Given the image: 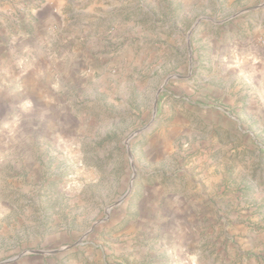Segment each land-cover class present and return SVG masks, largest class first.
Wrapping results in <instances>:
<instances>
[{
  "label": "rangeland",
  "instance_id": "rangeland-1",
  "mask_svg": "<svg viewBox=\"0 0 264 264\" xmlns=\"http://www.w3.org/2000/svg\"><path fill=\"white\" fill-rule=\"evenodd\" d=\"M43 6L0 0L8 75L76 76L2 79L0 264H264V0H60L27 49Z\"/></svg>",
  "mask_w": 264,
  "mask_h": 264
},
{
  "label": "crops",
  "instance_id": "crops-1",
  "mask_svg": "<svg viewBox=\"0 0 264 264\" xmlns=\"http://www.w3.org/2000/svg\"><path fill=\"white\" fill-rule=\"evenodd\" d=\"M59 3L60 0H44V6L39 13L28 15L27 17H25L24 21L27 24V32L30 33L27 36H24L23 45L27 49H32L34 45H36L35 42H37L38 40L35 39V37L38 36L41 38H46V33L51 34V28L54 27V24H58L60 14L58 11L55 12V10L59 9L57 7ZM98 43L93 49L94 52H91L90 50L89 56H91L92 54V56L100 54V52L97 53V51H100V49L97 48ZM78 53L81 56L76 57L77 60H80V58H82V60L85 61L86 57H88L86 53H81L80 51ZM13 55L14 54L7 51L5 47H0V84L3 83L2 79L4 78H16L18 84L20 83V79H26V81L22 83V88L16 90V93H13L12 96L14 94H19L22 96V98H27L26 103L29 104L26 105H29L30 107H32V109L33 107H38L40 99L43 98V88L46 86V84L48 85V87H54L55 84L60 81L61 77L65 76V74L69 79H73L76 76V70L74 69L76 68V66L70 65V67H64L61 65V62L58 59H54V62L48 63L45 66L40 65L39 63H35L31 66L32 68H30V70L26 74H23L21 78H19L20 76L18 75L9 77V65L14 68L13 63L15 62V59ZM4 69L7 70L4 72ZM65 70H67V73L65 72ZM3 72L5 74L1 75V73ZM12 73L14 74L13 71ZM1 97L2 96H0V98Z\"/></svg>",
  "mask_w": 264,
  "mask_h": 264
}]
</instances>
